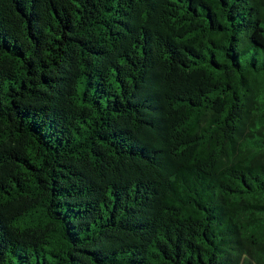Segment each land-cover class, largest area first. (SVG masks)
I'll return each instance as SVG.
<instances>
[{"label": "trees", "instance_id": "trees-1", "mask_svg": "<svg viewBox=\"0 0 264 264\" xmlns=\"http://www.w3.org/2000/svg\"><path fill=\"white\" fill-rule=\"evenodd\" d=\"M0 264H264V0H0Z\"/></svg>", "mask_w": 264, "mask_h": 264}]
</instances>
